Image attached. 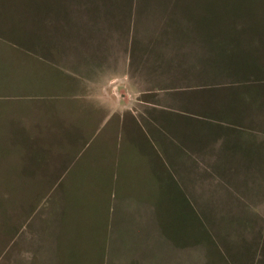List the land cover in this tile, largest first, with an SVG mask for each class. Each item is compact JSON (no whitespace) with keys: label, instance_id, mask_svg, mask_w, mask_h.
<instances>
[{"label":"rangeland","instance_id":"1","mask_svg":"<svg viewBox=\"0 0 264 264\" xmlns=\"http://www.w3.org/2000/svg\"><path fill=\"white\" fill-rule=\"evenodd\" d=\"M105 68L143 76L137 98L158 96L156 119L193 144L190 194L173 176L160 183V210L172 223L166 236L184 238L176 244L190 249L189 264L237 262L233 236L242 241L246 225L264 228V170L239 155L236 168H227L231 155L218 144L231 151L236 133L246 138L248 129L264 130V0H0V264H10L22 241L48 243L58 229V242L66 229L69 244L85 240L89 219L95 217L94 225L103 217L94 173V163L104 160L95 154L104 143L99 137L77 159L84 163L71 165L59 183L30 181L53 182L62 164L58 134L79 123L76 111L92 109L71 92ZM258 149L255 143L249 152L257 162ZM18 169L35 171L30 180ZM47 191L68 205L90 202L93 212L61 208L56 225L54 207L46 215L43 208L26 226ZM141 238L150 239L151 228L142 229Z\"/></svg>","mask_w":264,"mask_h":264},{"label":"crops","instance_id":"2","mask_svg":"<svg viewBox=\"0 0 264 264\" xmlns=\"http://www.w3.org/2000/svg\"><path fill=\"white\" fill-rule=\"evenodd\" d=\"M102 64L105 66L104 60ZM93 74L102 75H95L94 78L91 76L87 82L78 81L77 88L71 92L72 95L82 99L80 104L86 105L82 102L86 99L92 109L83 110L81 114H79L81 109L76 111L75 116L78 118L75 121L79 123L73 125V129L68 133L58 134L62 140L57 141L56 151L60 156L62 155L60 162L62 164L57 168L53 182H41L33 175L36 180L33 178L30 184L59 183L71 165L84 163L77 162V159L85 147L95 140L97 142L99 137L98 143L100 144L101 139L104 143L98 145L100 149L95 154H103L104 160L94 163L97 165L94 173L98 174L95 178L97 184H100L96 187L97 193L104 194V198H101L99 203L103 217H99L97 224L95 222L94 225L92 222L96 221L95 217L89 219L88 236L83 237L86 231L81 235L82 229L77 230L79 237L85 239L78 243L69 244L68 229L64 231L63 243L58 242L59 239L56 240V233L60 229L50 235L51 240L48 243L45 238L44 242L38 244L22 241V249L15 248L9 256L10 264H189L190 249L176 244L180 241L185 242L184 238H175L170 232L171 239L166 236L168 234L166 227L172 223L162 215L165 210L161 212L157 197L161 184L166 185L172 180V176L183 187L184 192L190 194L191 178L188 180L187 174L192 177L191 140L188 136L183 138L174 135L171 126L168 130L156 119V116H159L157 108L160 105L158 96L156 98L151 96L148 99L137 98L136 95L145 88L143 76L140 79L136 72L133 71L131 74L125 68L116 70L105 68L103 72L98 70ZM146 87L149 90L156 89L149 84ZM122 92L125 98L121 95ZM66 105L71 109V103ZM145 105L149 109H145ZM61 106L65 110V104L61 103ZM176 130L181 132L180 129ZM235 140L237 145L233 146L234 151H230V148L226 151L219 140L218 145L221 149L219 152H228L227 155H231L228 158L226 156L228 161L226 167L235 169L239 155L247 165L249 163L253 168L264 170V130L248 129L246 138H243L241 132L236 133ZM198 142L202 143V141ZM255 143H258L259 147L258 162L249 154L252 153ZM232 151L234 156L231 154ZM32 171L34 173L35 170L21 173L18 169L17 173L31 180L32 176L28 174ZM155 193H157L156 197H154ZM47 194L48 191L41 198L39 206L30 210L26 226L36 212L43 208L46 215L49 211L52 212L54 207L53 219L55 218L56 225L57 214H61V208L67 210L69 214H82L85 208L91 210L90 202L69 201L68 205L66 199L61 202L59 193L54 195L55 197L46 196ZM240 216L250 215L242 213ZM69 223L71 224L70 221ZM146 227L151 228V238L143 240L141 230ZM53 228L55 230L56 226ZM258 229L246 225V228L241 230L244 236L242 241H236L237 234L233 236L235 239L233 256L238 253L240 257L237 262L232 260L231 264H264V228L261 231ZM161 232L165 239L162 245ZM26 233V237H30L36 233V230H28ZM236 243H239L237 247Z\"/></svg>","mask_w":264,"mask_h":264}]
</instances>
